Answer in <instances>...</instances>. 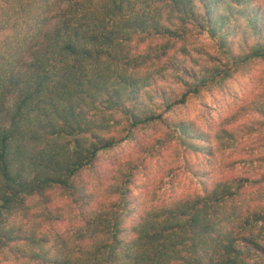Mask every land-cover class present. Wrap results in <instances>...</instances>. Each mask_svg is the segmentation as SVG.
Returning a JSON list of instances; mask_svg holds the SVG:
<instances>
[{"label":"trees","instance_id":"1","mask_svg":"<svg viewBox=\"0 0 264 264\" xmlns=\"http://www.w3.org/2000/svg\"><path fill=\"white\" fill-rule=\"evenodd\" d=\"M256 73L264 0H0V264H264Z\"/></svg>","mask_w":264,"mask_h":264},{"label":"rangeland","instance_id":"2","mask_svg":"<svg viewBox=\"0 0 264 264\" xmlns=\"http://www.w3.org/2000/svg\"><path fill=\"white\" fill-rule=\"evenodd\" d=\"M192 44L196 47H202L203 45H206L207 42L204 38L198 36L192 39ZM260 77L261 75L256 73L252 79H246L240 85H236L238 93L248 96L253 92H263L264 84H262L263 81ZM230 99L231 97L222 95H218L214 99L207 98L206 103H208V105L206 107L193 105L190 109L189 115L192 118L197 117V115L200 113V109H202L201 111H204L206 113L210 112L212 115H216L217 113L226 114L233 105V101ZM150 136L148 135L147 138H149ZM129 153L134 154V146L128 147L123 150V156L128 155ZM166 160V164L171 165L172 160L168 159L167 157Z\"/></svg>","mask_w":264,"mask_h":264}]
</instances>
